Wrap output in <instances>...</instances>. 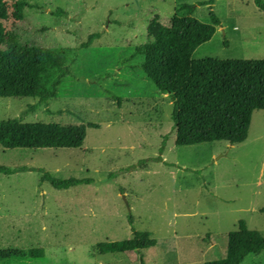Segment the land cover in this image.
Segmentation results:
<instances>
[{
	"label": "rangeland",
	"instance_id": "obj_1",
	"mask_svg": "<svg viewBox=\"0 0 264 264\" xmlns=\"http://www.w3.org/2000/svg\"><path fill=\"white\" fill-rule=\"evenodd\" d=\"M0 22V47L18 41L49 48L70 74L57 97L1 98L0 121L87 127L77 149L0 145V250L41 256L0 264H205L226 256L239 221L264 237V110L254 111L243 143L177 146L172 102L139 68L137 47L162 38L182 4L192 17L220 20L192 59L264 60V12L253 0H27ZM185 16L186 13H178ZM99 34L82 48L89 36ZM35 107V110H29ZM90 179L68 190L41 182ZM133 216V225L128 216ZM132 228L156 240L142 251L99 255L100 242L131 239ZM241 264H264V252Z\"/></svg>",
	"mask_w": 264,
	"mask_h": 264
},
{
	"label": "trees",
	"instance_id": "obj_2",
	"mask_svg": "<svg viewBox=\"0 0 264 264\" xmlns=\"http://www.w3.org/2000/svg\"><path fill=\"white\" fill-rule=\"evenodd\" d=\"M215 0L198 1L212 10ZM264 12V0H253ZM20 6L34 7L27 0H15L10 7L18 19ZM8 2L0 0V22L6 18ZM194 6L182 4L170 19L166 31L161 30L160 40L137 47L130 58L142 57L139 68L154 86L167 94L172 102L171 119L175 127L177 146H193L225 141L231 145L243 143L250 128L252 114L264 110V60L192 59L200 45L210 41L220 20L213 13L211 23L194 17ZM186 13L179 16L178 13ZM2 26L0 24V31ZM99 34L89 36L82 48H87ZM64 60L55 51L42 46L18 41L0 47V99L36 98L39 105L57 97L63 80L70 74L63 67ZM29 110H35L31 107ZM87 127L96 124L82 122L78 125L57 123H24L17 119L0 121V145L6 149L53 148L77 149L82 147ZM28 167L0 166V175H12ZM41 182L56 190H68L90 179H58L45 170ZM133 225V216H128ZM128 240L97 243L99 255L142 251L155 246L156 240L149 232L136 231ZM41 250H0V261L12 258L41 256ZM264 252V237L250 230L245 221L227 235L226 256L205 264H241L248 255Z\"/></svg>",
	"mask_w": 264,
	"mask_h": 264
}]
</instances>
